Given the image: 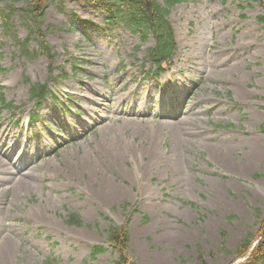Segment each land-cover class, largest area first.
I'll return each mask as SVG.
<instances>
[{"label": "rangeland", "instance_id": "rangeland-1", "mask_svg": "<svg viewBox=\"0 0 264 264\" xmlns=\"http://www.w3.org/2000/svg\"><path fill=\"white\" fill-rule=\"evenodd\" d=\"M13 2L26 0L0 9ZM239 3L175 5L178 51L156 79L152 36L108 26L93 3L51 2L43 25L62 77L34 123L29 89L49 61L35 35L22 48L30 21L17 11L6 30L0 14V93L18 106L0 107V264H117L111 221H129L137 264L246 260L237 249L264 218V6ZM96 244L108 249L91 260Z\"/></svg>", "mask_w": 264, "mask_h": 264}, {"label": "trees", "instance_id": "trees-1", "mask_svg": "<svg viewBox=\"0 0 264 264\" xmlns=\"http://www.w3.org/2000/svg\"><path fill=\"white\" fill-rule=\"evenodd\" d=\"M62 0H26L23 7L17 8L16 2H13L9 7H3L1 15L3 17V25L6 29L11 27V20L13 15L19 11L20 15L31 22L32 34L35 35L39 41L40 50L45 53L48 58L53 61L54 55L52 47L46 41V31L43 27V19L46 15L47 8L51 2L59 3ZM82 2H93L101 9H105L109 13L108 23L114 24L117 19L133 26L132 30L141 34L144 40H147L151 33L156 37V44L149 50L148 58L152 61L153 65L157 66L153 73L158 76L162 73L170 63L173 45L174 34L173 27L170 25L168 15L170 8L176 3L185 0H78ZM255 1L264 6V0H245ZM245 8V7H243ZM258 20L264 24V15H259ZM30 37L23 42V49L28 45ZM51 74L50 78L45 83H34L31 86V96L41 104L49 95L50 89L48 82L53 79ZM3 97V96H2ZM0 98L2 107L14 109L13 104L6 103L3 98ZM68 223L71 225L82 226V218L77 213H70ZM129 221L124 225H117L111 221L108 227L107 240L112 248L118 253L117 264H137L128 255L127 246L129 241ZM225 234V233H224ZM258 239V240H257ZM259 241L256 247H253L255 241ZM106 251L104 245H95L92 248V258H95L98 253ZM236 257L244 258V263L240 264H264V218L261 221L259 233L257 236L248 237L240 244L237 249ZM53 259H47L45 264H55Z\"/></svg>", "mask_w": 264, "mask_h": 264}, {"label": "bare ground", "instance_id": "bare-ground-1", "mask_svg": "<svg viewBox=\"0 0 264 264\" xmlns=\"http://www.w3.org/2000/svg\"><path fill=\"white\" fill-rule=\"evenodd\" d=\"M110 187V189H113L114 187L111 185V186H109ZM116 190L118 191V188H116Z\"/></svg>", "mask_w": 264, "mask_h": 264}]
</instances>
